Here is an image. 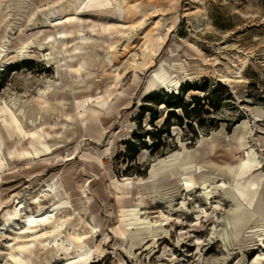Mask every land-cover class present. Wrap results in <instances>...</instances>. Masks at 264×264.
Instances as JSON below:
<instances>
[{
    "label": "rangeland",
    "instance_id": "obj_1",
    "mask_svg": "<svg viewBox=\"0 0 264 264\" xmlns=\"http://www.w3.org/2000/svg\"><path fill=\"white\" fill-rule=\"evenodd\" d=\"M39 1L32 0L40 7L39 16L45 18L60 0ZM133 1L91 8L81 17L86 24L142 23L126 36L114 35L119 40L121 63L106 74L105 57L111 49L102 51L98 47L102 42H97L89 50L98 56L96 66H87L92 75L83 84L58 80L54 63H48L50 51L36 45H28L26 54H36L37 60L25 56L12 63L10 58L20 55L23 46L18 27L26 17L22 6L12 10L17 16L16 29L4 52L0 51V106L10 113L17 111L25 126L44 122L50 114L57 118L44 127L45 132L38 128L41 138L35 137L33 146L43 148L45 144L50 151L36 157L37 164L30 170L12 165L6 148L0 147V264H5L15 247L17 234L26 236L27 217L39 218L36 201L40 199L47 212L53 211L42 195L58 180H70L61 207L71 210L72 218L94 236L91 247L83 244L85 250L69 226L51 236L45 246L55 249V260L64 264H238L244 253V264H252L260 250L247 256L249 249H264V238L245 247L248 251L240 249L246 232L264 226V213L243 202L249 214L233 225V217L239 215L237 205L243 201L238 190L244 196L249 189L258 192L264 210V0H138L141 15H129L126 6ZM158 22L162 23L160 32L152 35L165 41L156 46V66L141 72L137 82L130 69L119 88L113 89V74H124L132 61L141 62L145 36ZM36 32L39 38L54 33L49 28ZM133 35L131 48L123 55ZM106 37L112 38L110 34ZM238 51L250 55L242 72L244 80H221L215 59L229 63L223 59L225 54ZM162 67L169 71L171 81L139 106L146 80ZM60 87L68 92L63 94ZM194 98L201 101L194 102ZM165 102L172 107L179 102L189 104V112L195 108L191 118L175 110L183 124L171 117L170 134H161L167 127L166 117L174 111ZM84 106L87 112L81 117L78 111ZM244 118L250 122L248 146L233 164L239 172L253 167L244 177L229 179L223 169L222 175L195 180L197 188L189 193L182 183L172 185L170 178L159 182L150 177L153 168L164 165L162 159L172 164L192 154L202 134L216 131L220 141L228 142L234 126ZM218 156L224 168L228 157L221 152ZM48 159L51 165L43 166ZM222 182L226 189L219 188ZM83 191L92 198L86 216L76 210L85 199ZM96 224L99 227L94 229ZM240 230L244 235L238 238ZM21 259L23 264H39L33 256L22 254Z\"/></svg>",
    "mask_w": 264,
    "mask_h": 264
},
{
    "label": "bare ground",
    "instance_id": "obj_2",
    "mask_svg": "<svg viewBox=\"0 0 264 264\" xmlns=\"http://www.w3.org/2000/svg\"><path fill=\"white\" fill-rule=\"evenodd\" d=\"M50 0H40L39 3L43 4ZM125 2L127 0H60L56 3V9L51 10L45 15V18L39 16L40 7L36 6L32 0H0V51L4 52L6 43L9 42V37L15 31V21L17 16L12 13V10L22 6L26 10V17L23 22L20 23L18 29L22 33L21 43L23 44L19 54L10 58L12 63H18V59L27 56L28 60H37L38 57L34 53H27L28 45H36V48L41 51L49 50L50 53L47 55L48 63L55 65V73L58 80L64 82H70L71 80L77 82V84H83L86 80L91 78L92 72L89 71L87 66H96L95 59L98 54L90 53V49H94L97 42H102V51L105 48L111 49V52L105 57L104 74L107 73V69L114 68L119 65L120 55H122L117 49L119 43L118 37L114 36L119 34L126 36L127 33L133 31L138 25H142L141 22L133 21L130 26L128 23L125 24H104L92 22L86 24L85 21L81 20V17L87 15V11L91 8L109 6L115 2ZM138 0L133 1V5L129 2L126 6L127 14L133 12L135 15H141L140 8L136 4ZM154 13L152 11L149 15ZM144 17V16H143ZM123 19V18H121ZM162 23L158 22L154 31L148 32L145 36L144 51L141 54V62L132 61L127 66L124 74L118 72L113 74L114 86L113 89L117 90L122 83L123 78H127L129 70L132 69L134 73V81L137 82L140 79V74L143 71L151 70L156 66L154 56L156 55V46L162 44L165 41L164 37L158 35L153 37V32H160ZM44 28L52 29L54 33L45 35L39 38L40 31ZM32 33L29 35V33ZM107 34L112 36L111 39L106 37ZM135 37H130L124 47L123 55L130 50L131 40ZM38 39V40H37ZM37 40V41H36ZM250 55L242 54L238 51L237 54L228 55L225 54L224 60H229V63H224L217 57L215 59L214 66H220L217 69L221 80L230 83H239L244 80L242 74L243 70L248 64ZM169 71L162 67L158 72L151 75L145 82L142 92L140 94L139 106L143 105V101L150 95L157 91H161L171 81ZM86 87L84 89H88ZM63 94L68 91L64 87H60ZM74 88V91H77ZM85 106L83 111H78V114L83 117L86 115ZM93 116L97 120L98 112L93 111ZM68 116V115H66ZM57 118L50 114L44 118V122H38L32 126H25L22 118L19 117L18 112L14 111L10 113V110L6 106H0V147L6 148L7 160L15 165L16 168L30 170L35 164H37L36 157L50 151V147L42 144L43 148L33 146L35 137L41 138L37 130H45V126L51 125V120ZM20 123L23 124L21 128ZM250 122L248 119H242L233 128L232 138L228 142L220 141L218 133L213 131L210 135L202 136L199 139L198 148L192 153L184 157L182 161H178L172 164H165L167 159H162L163 166L155 169L153 168L150 172V177L154 181H163L168 178L172 179L171 184L174 186H180L182 183L185 186L187 192L194 191L196 189L195 180H207L208 174L218 176L223 174V169L226 170L229 179H234L237 175L244 177L253 169L249 167L239 172V168H236L234 159L239 154H242L248 146ZM49 135V134H48ZM26 140L28 143H26ZM31 145L32 148H29ZM224 153L228 158H225L226 166L223 168V164L218 161V154ZM177 154L174 153L173 156ZM168 158V157H167ZM51 160L43 162V166L51 165ZM15 168V169H16ZM261 168V167H260ZM229 174V175H228ZM141 180V179H139ZM165 180V181H166ZM70 180H58L55 184L50 185L47 192L42 195L44 201H47L49 208H53V211L47 212L48 207L43 205L42 201L37 200L38 212L40 213L39 218L34 219L33 217H27V225L25 226L26 236H17L15 247H12L6 257L5 264H23L21 255L33 256L39 260V264H64L55 260L54 254L55 249H49L45 246V243H50L51 236H58L65 226L71 227L73 236H77V243L81 249L85 250L83 244L91 247L94 242V236L91 231L85 228L81 221L72 218L73 213L68 208L61 207L60 202L64 199L65 193L70 190ZM67 186H65L66 184ZM181 184V185H182ZM219 188L226 189V182H222ZM85 199L79 201L78 208L76 210H83V215L86 216L90 210L92 198L86 194V191L82 192ZM238 195L241 200L238 203L239 215L233 217V225L242 223L244 221V215L249 214V210L243 207V202L247 203L248 206L252 207L254 211L263 215V202L258 192H254L249 189L247 196H244L241 191L238 190ZM243 195V196H242ZM41 198V197H40ZM213 199H217L216 195ZM229 202H227L228 204ZM91 219H94L93 215H90ZM139 220V219H137ZM98 224L94 227L97 229ZM244 235V231L240 230L237 232V237L240 238L244 235L245 240L241 242L240 249L242 252L245 247H248L253 242H257V239L264 238V226H256ZM90 236V237H89ZM239 240V239H238ZM54 241V240H53ZM264 245V242H263ZM260 250L257 254L256 259L252 264H264V249L253 248L249 249L247 256L254 254L255 250ZM46 253V254H45ZM51 256V257H48ZM57 255V254H55ZM246 254L239 260L238 264H244L246 260ZM70 257V254H66ZM69 259H66V262ZM230 264V263H227Z\"/></svg>",
    "mask_w": 264,
    "mask_h": 264
},
{
    "label": "trees",
    "instance_id": "obj_3",
    "mask_svg": "<svg viewBox=\"0 0 264 264\" xmlns=\"http://www.w3.org/2000/svg\"><path fill=\"white\" fill-rule=\"evenodd\" d=\"M152 95H150L149 97H151ZM172 96H174V95L172 94ZM193 100H194V102H200L201 101L200 98H194ZM165 104L168 105L169 108H173L174 111L170 112V114H168V116L166 117L164 124H166L167 127L165 130H162L163 132H161V134H166V133L170 134V126H172V125L169 124V120L171 117H176L181 122L180 125L183 124V117L177 116L175 110L181 109V111L184 112V116H186L187 118H191L192 114L195 112V111H193V110H195V108L192 110V112H189L188 111L189 104H184L183 102H179V104L175 107L170 106L169 102H165ZM160 105H162V104H160ZM154 120H157V119H154ZM154 120L152 122H154ZM200 124L202 126V122H200ZM148 135L151 136V133L148 132Z\"/></svg>",
    "mask_w": 264,
    "mask_h": 264
}]
</instances>
